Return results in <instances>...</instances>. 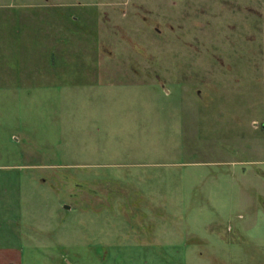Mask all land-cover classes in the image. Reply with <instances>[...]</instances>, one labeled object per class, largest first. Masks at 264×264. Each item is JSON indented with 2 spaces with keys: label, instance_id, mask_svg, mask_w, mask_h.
Here are the masks:
<instances>
[{
  "label": "rangeland",
  "instance_id": "1",
  "mask_svg": "<svg viewBox=\"0 0 264 264\" xmlns=\"http://www.w3.org/2000/svg\"><path fill=\"white\" fill-rule=\"evenodd\" d=\"M0 247L264 264V0H0Z\"/></svg>",
  "mask_w": 264,
  "mask_h": 264
},
{
  "label": "crops",
  "instance_id": "2",
  "mask_svg": "<svg viewBox=\"0 0 264 264\" xmlns=\"http://www.w3.org/2000/svg\"><path fill=\"white\" fill-rule=\"evenodd\" d=\"M15 247H0V264H17L19 253Z\"/></svg>",
  "mask_w": 264,
  "mask_h": 264
},
{
  "label": "water",
  "instance_id": "3",
  "mask_svg": "<svg viewBox=\"0 0 264 264\" xmlns=\"http://www.w3.org/2000/svg\"><path fill=\"white\" fill-rule=\"evenodd\" d=\"M66 208H68V207H66Z\"/></svg>",
  "mask_w": 264,
  "mask_h": 264
}]
</instances>
